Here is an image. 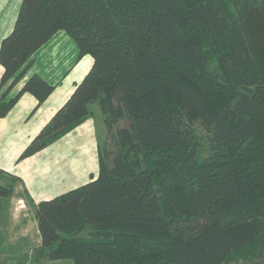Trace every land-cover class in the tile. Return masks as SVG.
<instances>
[{"label": "trees", "instance_id": "16d2710c", "mask_svg": "<svg viewBox=\"0 0 264 264\" xmlns=\"http://www.w3.org/2000/svg\"><path fill=\"white\" fill-rule=\"evenodd\" d=\"M60 30L92 66L19 159L97 103L98 175L39 201L40 244L0 264H227L249 251L264 236V0H21L0 42V117L52 92L32 74L9 97Z\"/></svg>", "mask_w": 264, "mask_h": 264}, {"label": "crops", "instance_id": "0c3cea01", "mask_svg": "<svg viewBox=\"0 0 264 264\" xmlns=\"http://www.w3.org/2000/svg\"><path fill=\"white\" fill-rule=\"evenodd\" d=\"M16 16L0 12V42L12 31ZM88 56H79L75 42L60 30L35 51L32 66L9 92V97L13 96L32 74L54 86L40 104L32 94H22L9 112L0 117V184L8 183L9 176L17 179L9 196L0 197V258L29 253L40 244L34 208L39 201L76 188L98 175L97 121L105 131L106 128L97 103L89 105V117L78 126L19 159L89 71L92 58ZM2 72L0 65V77Z\"/></svg>", "mask_w": 264, "mask_h": 264}, {"label": "rangeland", "instance_id": "374dc122", "mask_svg": "<svg viewBox=\"0 0 264 264\" xmlns=\"http://www.w3.org/2000/svg\"><path fill=\"white\" fill-rule=\"evenodd\" d=\"M21 0H0V12H6L7 15L16 16V12L19 9ZM15 19V18H14ZM90 57V55L88 56ZM93 109V108H92ZM96 118V115H95ZM97 119V118H96ZM191 127L196 131L197 140L201 147L205 148L207 145L209 132L204 128L200 122L195 121L191 124ZM100 137V144L103 145L106 138V131L103 129L102 124L97 121V131ZM84 142L86 143L85 139ZM232 256L227 264H264V236L258 240L255 245L244 255H237L238 257ZM235 257V258H233ZM5 258H0V262H2ZM22 264H33L34 259L31 256V253L28 254L27 257L21 259ZM61 262H57L56 264H60Z\"/></svg>", "mask_w": 264, "mask_h": 264}]
</instances>
